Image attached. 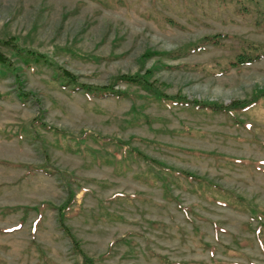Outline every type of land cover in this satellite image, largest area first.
<instances>
[{"label": "rangeland", "instance_id": "rangeland-1", "mask_svg": "<svg viewBox=\"0 0 264 264\" xmlns=\"http://www.w3.org/2000/svg\"><path fill=\"white\" fill-rule=\"evenodd\" d=\"M250 45L264 0H0V264H264V55L231 63Z\"/></svg>", "mask_w": 264, "mask_h": 264}, {"label": "trees", "instance_id": "trees-1", "mask_svg": "<svg viewBox=\"0 0 264 264\" xmlns=\"http://www.w3.org/2000/svg\"><path fill=\"white\" fill-rule=\"evenodd\" d=\"M211 38H214V37H210V39ZM193 48H195V47H190V49H193ZM14 51H17L16 54L18 55V58L25 61V64L28 66L30 64V61L34 62V63H38L40 61L50 63V61H47V58L43 54H39L36 51L23 49L21 47H15ZM262 55H264V46L250 45L245 52H242V53L236 55L233 58V61L231 63L234 65H237V64L242 63L244 61H252L254 59L260 58ZM0 64L2 66H4L5 68L12 70L10 63L1 54V52H0ZM53 69H54L53 70V78H54V80L60 81L62 87L66 86L67 84H72L74 86V87H72V89H76V90L82 89V91H84L86 93H90L92 95H99V96L113 95L117 98L123 95L122 91L119 92L117 90H111V89H109V86H91V85L79 84L76 82L75 74H72L71 72L66 71L65 69L61 68L60 66L54 65ZM116 79H121V80H124V81L129 82V83L141 85L145 89H148V90L151 89L150 86H148L146 84V82H145L146 80L144 79V77L139 76V75H124V76L122 75ZM153 92H155V94L158 95L159 97L162 95L160 93L157 94V91H155V90H153ZM18 95L20 97H23L26 94L22 91H19ZM161 97H163L162 99H165L164 96H161ZM166 100H168V99H166ZM242 103H243L242 106L239 103H237V105H239V106H236V105L232 106V107L231 106H225V107H222L219 109L221 111H228L230 109H237L238 107H244L247 104L245 102H242ZM194 104L196 107H206L209 109H212L213 106H218V105H214V104H206V103H199V102H196ZM60 224H61V226H60L61 229L68 236L70 243H71V246L75 249V251L80 253L81 250L79 247L78 240L74 237V235L69 231V229L62 222H60ZM81 256H82V260L84 261L85 264H93L92 261L88 257H86V255L82 254Z\"/></svg>", "mask_w": 264, "mask_h": 264}]
</instances>
